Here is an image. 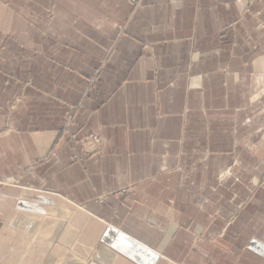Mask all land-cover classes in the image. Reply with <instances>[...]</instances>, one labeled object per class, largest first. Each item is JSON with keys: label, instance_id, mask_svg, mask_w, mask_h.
Instances as JSON below:
<instances>
[{"label": "crops", "instance_id": "crops-1", "mask_svg": "<svg viewBox=\"0 0 264 264\" xmlns=\"http://www.w3.org/2000/svg\"><path fill=\"white\" fill-rule=\"evenodd\" d=\"M106 5L92 37L35 54L30 82L0 69L3 89L27 96L0 110V160L14 163L2 174L29 170L33 181L0 191V264H264V217L251 222L218 187L244 176L239 156L241 173L220 180L231 168L223 171L219 132L234 130L252 72L264 71V52L253 63L220 53L221 37L264 32L252 14L264 9L247 0ZM87 135L101 139L98 153L77 163ZM218 203L242 210L239 221L224 218L221 229L208 214Z\"/></svg>", "mask_w": 264, "mask_h": 264}, {"label": "rangeland", "instance_id": "rangeland-1", "mask_svg": "<svg viewBox=\"0 0 264 264\" xmlns=\"http://www.w3.org/2000/svg\"><path fill=\"white\" fill-rule=\"evenodd\" d=\"M247 2L252 8L256 5L255 10L264 9L262 0H247ZM106 3L108 0H0V60L3 58L6 60L5 63H0V69L18 79L29 81L30 76L28 77L27 72L29 68L34 67L35 54L38 51L49 52L50 50L46 47L51 41L69 43L92 37L94 35L93 22L97 16L106 12L105 9L109 8ZM143 3L145 0H130L131 7L135 10L141 8ZM252 14L256 15L259 24H264V17L261 13L252 11ZM221 39L223 47L220 48V53L227 52V47H229L236 56L249 57L252 63L254 58L258 57L259 52H261V57L264 52V32L240 31L231 34L228 38L224 34ZM227 41L231 43L227 45ZM251 67L254 69L255 66ZM256 96L258 99L253 101ZM26 99L24 91L20 93L17 88L11 86L9 89H3V78L0 75V110L3 104L11 110H16L20 105L26 104ZM241 99L234 98L235 107L241 105ZM247 99L249 101L245 111L234 112V130L220 129L219 132V154L227 156L223 160L225 166L223 171L233 168L237 162L236 158L241 156L243 162L240 163H243L245 173L244 176L233 177L226 181L227 184L224 182L223 185L226 188L224 192H221L222 183L219 182L218 187H220L219 200L232 199L236 203L241 202L243 204V206L240 205L241 208L250 211L252 222L254 217H264V71L252 72L250 96ZM70 117L71 114L66 113L64 121L66 134L71 132ZM100 140L96 135H87L80 139V152L75 157V161L83 163L89 156L97 154ZM13 164V162L0 160V191L10 186V182L15 186H24L33 182L24 176L29 170L13 176L2 174L8 171L7 168L12 170L10 165ZM241 189H244L242 194L239 192ZM203 196L207 197V194L203 193ZM216 206L212 212L208 210V214L214 220L218 218V225L221 229L224 228L222 225L224 218L230 217L231 223L239 221L242 210H234L221 203ZM2 227L0 225V232ZM251 231L258 233L263 230H260V226L258 228L251 224ZM12 232L13 226L11 234Z\"/></svg>", "mask_w": 264, "mask_h": 264}, {"label": "bare ground", "instance_id": "bare-ground-1", "mask_svg": "<svg viewBox=\"0 0 264 264\" xmlns=\"http://www.w3.org/2000/svg\"><path fill=\"white\" fill-rule=\"evenodd\" d=\"M257 99H258V97L256 96V97H254L253 101H256ZM240 173H241L240 164H239V162H236V165L233 168H231L229 170V172H227L225 175H223L220 178V180L223 182L226 180L227 177L232 176V175L236 176V175H239Z\"/></svg>", "mask_w": 264, "mask_h": 264}, {"label": "built area", "instance_id": "built-area-1", "mask_svg": "<svg viewBox=\"0 0 264 264\" xmlns=\"http://www.w3.org/2000/svg\"><path fill=\"white\" fill-rule=\"evenodd\" d=\"M98 143H99V141H98Z\"/></svg>", "mask_w": 264, "mask_h": 264}]
</instances>
